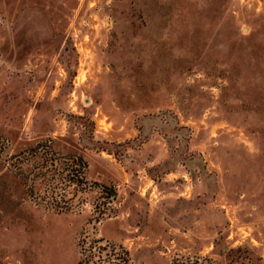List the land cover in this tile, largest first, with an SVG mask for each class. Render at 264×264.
<instances>
[{"label":"rangeland","instance_id":"rangeland-1","mask_svg":"<svg viewBox=\"0 0 264 264\" xmlns=\"http://www.w3.org/2000/svg\"><path fill=\"white\" fill-rule=\"evenodd\" d=\"M0 264H264V0H0Z\"/></svg>","mask_w":264,"mask_h":264},{"label":"trees","instance_id":"trees-1","mask_svg":"<svg viewBox=\"0 0 264 264\" xmlns=\"http://www.w3.org/2000/svg\"><path fill=\"white\" fill-rule=\"evenodd\" d=\"M70 172H71V174L76 175V171L74 168ZM102 186H103L104 190H106V192L108 193L107 195L114 194L113 189H111L110 187H108L106 185H102ZM101 239H102V237L98 238V240H101Z\"/></svg>","mask_w":264,"mask_h":264}]
</instances>
